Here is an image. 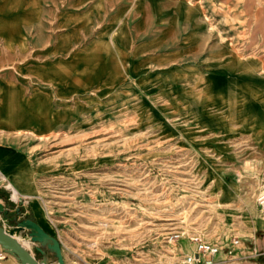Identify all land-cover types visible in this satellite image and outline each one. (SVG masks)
Segmentation results:
<instances>
[{"label":"rangeland","instance_id":"1","mask_svg":"<svg viewBox=\"0 0 264 264\" xmlns=\"http://www.w3.org/2000/svg\"><path fill=\"white\" fill-rule=\"evenodd\" d=\"M49 2L60 12L51 10L38 23L50 27V70H61L60 79L26 82L35 92L49 88L47 101L33 95L35 107L48 108L49 128L42 134L19 131L31 136L20 144L27 165L49 171L42 180L56 189L49 201L37 195L46 214L53 217L57 199H69L66 191H90L94 201L80 231L90 237L85 242L126 247L144 255L146 264L181 239L192 244V234L221 246L224 241L226 251L242 248L230 241L243 239V213L260 214L255 196L264 160L255 152L263 145L241 143L233 121L225 131L212 129L213 116L204 121L202 58L221 50L264 52L260 33L251 31V12L264 0ZM191 4L199 7L193 17L203 26L191 28L177 15L178 5ZM57 30L65 34L64 46L52 44ZM56 174L67 179H50ZM227 184L240 191L223 200L218 186ZM0 188L16 194L2 170ZM173 233L181 236L168 241ZM258 261L264 264V252Z\"/></svg>","mask_w":264,"mask_h":264},{"label":"crops","instance_id":"2","mask_svg":"<svg viewBox=\"0 0 264 264\" xmlns=\"http://www.w3.org/2000/svg\"><path fill=\"white\" fill-rule=\"evenodd\" d=\"M180 6L177 15L187 18L185 22L191 28L197 26L194 23L204 25L195 22L193 17L199 12V7L191 4L182 9ZM51 10L52 13L60 12L59 7L51 6L49 0H0V170L9 177L16 193L0 188V224L9 230L21 219L35 220L59 241L64 264H118L120 261L146 264L144 255L138 253L135 256L126 247L85 242L84 239L89 240L90 237H83L80 231L88 214L85 209L94 201L90 191H78L76 187L66 191L64 196L69 199H57L53 217L50 218L39 197L45 196L49 201L47 198L51 191L56 190L55 187L51 190V187L45 186L42 180L49 171H33L27 165V151L20 144L31 142L28 139L31 136L19 131L46 133L49 128L48 108L35 107L33 95L44 96L47 101L50 91L48 88L35 92L34 85L29 88L26 82L35 78L46 81L60 79L61 70L58 73L50 70L54 62V57L50 55V27H42L38 23L40 17L51 15ZM251 15L256 17L251 31L260 33L258 42L263 44L264 7L251 12ZM54 37V46L60 42L65 45L64 33L57 30ZM224 53L221 50L216 55L207 54L202 58V64L207 68L201 73L200 97L203 109L206 108L203 119L206 121V114L208 118L215 117L216 124L211 127L218 131H225L233 121V127L240 132L236 138L241 143L263 145L261 151L256 150L255 156L264 160V52L249 56ZM41 111H45L41 114L42 122L34 117ZM50 179L64 181L67 178L56 174ZM239 188L237 184H227L218 186V191L225 200L232 196V192H239ZM19 194L31 197L21 199ZM69 194H74L75 198ZM257 210L259 212L258 205ZM260 214L252 210L243 213L244 233L243 239L239 238L242 248L226 251L228 243L223 241L218 253L211 257L204 255L202 261L195 264H261L258 258L264 252V214ZM17 236L20 237V234L17 233ZM25 245L39 259L43 258L48 263L57 262L56 252L48 246V242L29 241ZM37 246L41 252L35 248ZM192 252L193 244L181 239L174 250L156 251L154 264H183L180 256ZM2 264L22 263L16 256L7 253Z\"/></svg>","mask_w":264,"mask_h":264},{"label":"water","instance_id":"3","mask_svg":"<svg viewBox=\"0 0 264 264\" xmlns=\"http://www.w3.org/2000/svg\"><path fill=\"white\" fill-rule=\"evenodd\" d=\"M20 234V237L17 236ZM39 241L48 242V246L54 249L57 255L56 263H48L45 259H39L32 249L23 242ZM0 245L7 253L16 256L22 264H64L60 244L54 235L45 231L35 220L25 218L17 221L12 229H5L0 224ZM41 252L40 247H35Z\"/></svg>","mask_w":264,"mask_h":264},{"label":"built area","instance_id":"4","mask_svg":"<svg viewBox=\"0 0 264 264\" xmlns=\"http://www.w3.org/2000/svg\"><path fill=\"white\" fill-rule=\"evenodd\" d=\"M255 199L259 208V212L261 214H264V171L260 176L259 187L256 192ZM180 236L181 233H173L168 236V241L175 240ZM189 238L193 244V252L186 254L182 258L183 264H195L197 262L202 261V257L204 255L211 257L221 250V243L203 239L198 234H192L189 236ZM230 242V246H235L239 243V239L233 238ZM6 255L7 252L3 248H0V264H2V261L6 257Z\"/></svg>","mask_w":264,"mask_h":264},{"label":"bare ground","instance_id":"5","mask_svg":"<svg viewBox=\"0 0 264 264\" xmlns=\"http://www.w3.org/2000/svg\"><path fill=\"white\" fill-rule=\"evenodd\" d=\"M8 186L10 187L11 185L10 184H8ZM22 241V240H21ZM24 243V242H23ZM26 244V243H25ZM175 247V246H174Z\"/></svg>","mask_w":264,"mask_h":264}]
</instances>
